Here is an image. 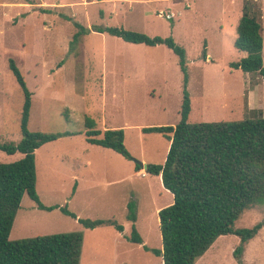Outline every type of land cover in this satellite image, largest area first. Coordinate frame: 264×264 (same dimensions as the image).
I'll return each mask as SVG.
<instances>
[{"label":"rangeland","instance_id":"rangeland-1","mask_svg":"<svg viewBox=\"0 0 264 264\" xmlns=\"http://www.w3.org/2000/svg\"><path fill=\"white\" fill-rule=\"evenodd\" d=\"M247 1L262 9L264 67V0H0V142L17 145L22 140L25 96L10 69L13 59L32 94L29 130L76 134L35 152L42 204L65 207L79 219L115 220L125 227L123 234L112 226L85 229L60 209H39L25 194L10 241L81 232V264H163L128 241L133 223L127 216L129 203L135 202V225L145 245L162 248L157 209L170 206L174 198L160 177L135 167L165 163L169 140L142 130L180 123L179 58L164 45H134L95 32L72 45L78 32L74 22L173 38L186 51L189 123H236L264 117V76L231 67L245 58L234 41L235 21ZM225 20L227 35L220 34ZM87 120L102 133L123 130L133 159L89 144ZM21 158L0 150V163ZM263 220L264 205H257L235 228ZM239 243L237 236H222L197 264H237L233 252ZM244 261L264 264V229L248 243Z\"/></svg>","mask_w":264,"mask_h":264},{"label":"trees","instance_id":"trees-1","mask_svg":"<svg viewBox=\"0 0 264 264\" xmlns=\"http://www.w3.org/2000/svg\"><path fill=\"white\" fill-rule=\"evenodd\" d=\"M262 9L247 1L237 28L235 47L245 53L234 69L264 76ZM78 32L72 45L92 32L107 34L124 42L147 47L166 46L179 58L183 73L181 121L176 126L144 128L143 133L166 137L170 148L163 165L148 164L146 173L161 177L163 187L173 195V203L159 211L162 248L152 249L136 228L137 205H128V221L133 223L128 241L143 245L163 260V264H196L222 236L240 239L233 256L237 264H246L244 254L250 241L264 228V220L251 228L237 229L235 223L248 210L264 205V117L236 123H189L192 110L188 91L186 51L173 38L150 37L143 33L120 28H85L74 22ZM206 57V56H205ZM10 69L23 90L25 101L21 118L22 140L17 145L1 143L0 150L23 158L13 163H0V264H81L84 235L81 232L54 234L10 241L9 237L25 194L44 211H60L89 230L112 226L119 233L125 227L115 220L78 218L65 207L45 206L37 194L35 152L42 146L74 133H43L29 130L32 94L16 62ZM94 122L86 121V141L110 149L128 160L133 157L125 147L121 129H93ZM102 136V138H100ZM136 172L142 170L139 164Z\"/></svg>","mask_w":264,"mask_h":264},{"label":"crops","instance_id":"crops-1","mask_svg":"<svg viewBox=\"0 0 264 264\" xmlns=\"http://www.w3.org/2000/svg\"><path fill=\"white\" fill-rule=\"evenodd\" d=\"M237 15H238V14H237ZM242 15H243V11H242ZM242 15H241V17H242ZM241 17L239 16V18L236 19V21H235V22H236V25H235V26H237V28H238V25H239V22H240L239 19H241ZM238 20H239V21H238ZM262 20H263V17H262ZM221 23H222V27L220 28V29H221V30H220V34H225V33H226V35H227V31H228L227 21H226V20L223 21V22L221 21ZM232 27L234 28V25H233ZM262 31H263V27H262ZM233 40H235L234 37H233ZM235 41H236V40H235ZM235 41H234V43H235ZM207 56L209 57V55H207ZM245 56H246V55H245ZM209 58H210V57H209ZM205 61L208 62L209 59H206ZM211 61L213 62L214 60L211 59ZM191 104H192V103H191ZM65 138H66V137H65ZM61 139H63V138H61ZM59 140H60V139H59ZM59 140H57V141H59ZM57 141H54V142H51V143H55V142H57ZM169 143H170V142H169ZM48 144H49V143H48ZM46 145H47V144H46ZM44 146H45V145H44ZM42 147H43V146H42ZM38 150H39V149H38ZM109 150H110V149H109ZM111 151H112V150H111ZM113 152H114V151H113ZM115 153H116V152H115ZM35 155H36V154H35ZM119 155H120V154H119ZM21 156H22V158H23V155H22V154H21ZM122 157H123V156H122ZM22 158H21V159H22ZM82 165H83V164H82ZM36 167H37V162H36ZM144 174H146V172H145ZM37 179H38V178H37ZM160 180H161V177H160ZM161 182H162V180H161ZM162 185H163V184H162ZM74 194H75V193H74ZM172 196H173V195H172ZM163 208H164V207H159V208L157 209V213L159 214V211H160L161 209H163ZM158 222H159V217H158ZM103 227H104V226H103ZM96 229H97V228H96ZM263 229H264V228H263ZM263 229H262V230H263ZM262 230H261V231H262ZM116 231H117V230H116ZM261 231H260V232H261ZM123 233H124V232H123ZM123 233H121V234H123ZM259 234H260V233H259ZM259 234H258V235H259ZM258 235H257V236H258ZM254 239H255V238H254ZM254 239H253V240H254ZM250 242H251V241H250ZM144 245H145V242H144ZM140 246H142V248H143V245H140ZM209 250H210V249H209ZM204 256H205V255H204ZM204 256H203V257H204ZM203 257H202V258H203ZM202 258H201V259H202ZM197 263H198V262H197ZM197 263H196V264H197Z\"/></svg>","mask_w":264,"mask_h":264},{"label":"water","instance_id":"water-1","mask_svg":"<svg viewBox=\"0 0 264 264\" xmlns=\"http://www.w3.org/2000/svg\"><path fill=\"white\" fill-rule=\"evenodd\" d=\"M141 166L142 169H144L145 171L147 170V165H144L143 163L139 164Z\"/></svg>","mask_w":264,"mask_h":264}]
</instances>
